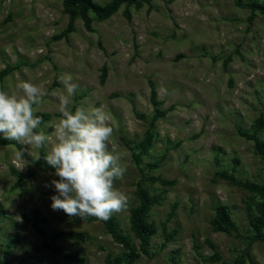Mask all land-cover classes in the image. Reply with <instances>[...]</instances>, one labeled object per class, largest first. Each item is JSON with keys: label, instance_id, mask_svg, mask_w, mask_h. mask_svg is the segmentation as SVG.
Returning a JSON list of instances; mask_svg holds the SVG:
<instances>
[{"label": "rangeland", "instance_id": "374dc122", "mask_svg": "<svg viewBox=\"0 0 264 264\" xmlns=\"http://www.w3.org/2000/svg\"><path fill=\"white\" fill-rule=\"evenodd\" d=\"M139 1L103 20L88 11L87 28L79 15L70 23L62 0H0V90L19 96L21 81L45 90L34 106L43 119L36 131L51 143L65 92L61 76L79 85L72 111L102 108L108 115L109 150L123 153L127 167L115 187L129 196L126 210L112 217L139 253L131 264H264V239L251 240L248 220L259 196L227 179L264 183L263 160L243 134L260 118L256 134L264 140V16L248 7L264 0ZM147 135L148 151L136 162L132 153ZM4 140L0 264H74L55 250L84 264H126L127 251L99 220L51 209L58 193L45 185L59 179L44 159L51 143L38 161L25 152L28 163L19 170L14 153L24 146ZM138 184L153 199L147 254L129 227ZM217 207L234 230L216 229Z\"/></svg>", "mask_w": 264, "mask_h": 264}, {"label": "clouds", "instance_id": "9594fccd", "mask_svg": "<svg viewBox=\"0 0 264 264\" xmlns=\"http://www.w3.org/2000/svg\"><path fill=\"white\" fill-rule=\"evenodd\" d=\"M64 94L58 96L61 113L55 131V142L44 132L36 131L43 123L35 115L34 106L41 105L45 90L29 81L18 82L21 95H10L0 90V134L8 141L24 146L14 153L19 170L28 163L25 152L33 161L41 158L40 149L51 143L44 155L59 179L51 181L58 195L51 197V209L62 210L69 217H95L107 221L114 213L126 210L129 196L115 187L122 180L127 167L121 163L123 153L109 150L113 128L102 108L70 109L72 97L79 89L70 75L61 76ZM56 95V93H53ZM29 148L34 151L29 152Z\"/></svg>", "mask_w": 264, "mask_h": 264}, {"label": "trees", "instance_id": "16d2710c", "mask_svg": "<svg viewBox=\"0 0 264 264\" xmlns=\"http://www.w3.org/2000/svg\"><path fill=\"white\" fill-rule=\"evenodd\" d=\"M144 1L148 2L149 0ZM122 4H125L126 6H129L131 4L139 6L141 3L139 0H111L104 5H100L93 0H62L63 8L69 16L70 23L72 24V21L76 17V15H79L82 18L84 24H86L87 28H89V26L91 25L87 17L88 11L94 13L99 20H103L112 15ZM248 7L251 9V12L258 11L264 16V5L256 2H251L248 4ZM125 13L127 14V11ZM148 83L150 87V101L154 106H157L159 103L156 100L155 85L152 81ZM46 117L47 116L45 115L43 116L44 119H46ZM260 124L261 119L259 118L255 122V126H252V132H245L243 134L254 141L255 149L261 156L264 164V140L258 138L256 134ZM145 137L146 138L139 142L137 151L132 153L133 159L136 162H139L141 159V155L148 151L151 137H149L148 135ZM0 142H5V140L0 139ZM150 179H154V177H151ZM227 179L251 192L256 193L259 196V201L255 206V215L249 216L248 220L253 231L251 240L264 239V234L262 232V230L264 229V183L259 184L247 181L240 182L232 177H228ZM134 194L137 198L138 203L136 206L132 207L129 210V227L135 239L139 241L140 252L147 254L150 238L155 233L154 225L149 222L146 217V214L150 210L153 199L150 197V193L148 192V190L139 184L137 185ZM99 221L103 225L106 232L110 234L112 239L127 251L125 253V257H127L126 264L133 263L139 257V253L136 251L129 238L118 231L114 218L111 216V218L107 221ZM212 223L217 230L235 229V226L233 225L223 207H217L216 214L214 219L212 220ZM165 238L168 239V236H165ZM55 251L59 256L71 259L74 264H84L83 259L78 255L71 256L63 251ZM118 260H120V258H118L117 261ZM109 263L112 262L110 261ZM235 264H240V262Z\"/></svg>", "mask_w": 264, "mask_h": 264}]
</instances>
